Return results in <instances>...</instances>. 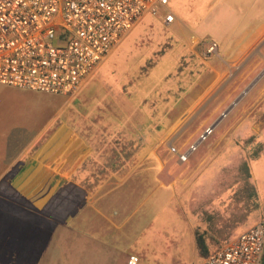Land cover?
<instances>
[{
  "label": "rangeland",
  "instance_id": "374dc122",
  "mask_svg": "<svg viewBox=\"0 0 264 264\" xmlns=\"http://www.w3.org/2000/svg\"><path fill=\"white\" fill-rule=\"evenodd\" d=\"M238 1L170 0L122 37L99 72L107 81L115 72L146 79L157 62H171L176 39L191 47L180 45L176 69L151 87L141 110L127 113L123 156L128 167L139 164L114 215L124 228L105 236L113 249L106 264H124L130 255L140 264H199L197 232L213 251L264 218V33L249 46L245 29L258 16ZM168 12L176 20L167 26ZM195 33L216 41L217 53L204 55L191 42ZM143 59L151 61L143 67ZM92 85L75 100L97 92ZM97 93L103 104L106 93ZM71 98L0 85V153L8 136L15 134L18 148L35 138L33 128L52 120L39 127L44 142L69 115ZM62 192L66 200L68 189ZM105 258L96 255L94 264Z\"/></svg>",
  "mask_w": 264,
  "mask_h": 264
},
{
  "label": "crops",
  "instance_id": "0c3cea01",
  "mask_svg": "<svg viewBox=\"0 0 264 264\" xmlns=\"http://www.w3.org/2000/svg\"><path fill=\"white\" fill-rule=\"evenodd\" d=\"M238 3L239 9L251 10L250 15L258 16L245 29L250 46L256 34L264 33V0ZM191 35V42L200 38L198 33ZM118 44L76 91L64 95L72 97L73 104L51 136L39 144L41 129L33 140L18 148L15 134L3 143L6 150L0 153V264H94L96 255L105 256L106 264L112 255L105 236L124 228L114 215L125 204L124 188L139 164L128 167L122 149L127 139L122 133L128 127L127 113L141 110L143 103L138 93L141 78L115 72V79L107 81L99 75ZM131 81L136 82L133 87ZM91 85V90L106 93L103 104L94 98L97 92L75 100ZM51 121L43 123L45 128ZM89 163L91 166L86 168ZM65 187L66 200L62 195Z\"/></svg>",
  "mask_w": 264,
  "mask_h": 264
},
{
  "label": "built area",
  "instance_id": "2783aa9c",
  "mask_svg": "<svg viewBox=\"0 0 264 264\" xmlns=\"http://www.w3.org/2000/svg\"><path fill=\"white\" fill-rule=\"evenodd\" d=\"M168 2L0 0V85L70 95L138 21L159 15ZM163 18L175 20L170 12ZM193 40L204 55L219 49L216 41ZM126 264L140 259L130 255ZM199 264H264V218Z\"/></svg>",
  "mask_w": 264,
  "mask_h": 264
},
{
  "label": "trees",
  "instance_id": "16d2710c",
  "mask_svg": "<svg viewBox=\"0 0 264 264\" xmlns=\"http://www.w3.org/2000/svg\"><path fill=\"white\" fill-rule=\"evenodd\" d=\"M180 45H181L180 42H176L175 41V45H174L175 48H174V52L172 54V60H170L171 62H169L167 64V66H161L160 65L161 63L157 62V64L154 65V67H156V71H154V73H152V72L150 73V74H152V77H151V75H149L148 78H146V79L143 78L142 79L143 82L141 80L143 87H144V82H145V85H146L145 88H144L145 89V95L142 96L143 102H144L146 97L148 98L150 96V93L152 92L151 91V87H155L156 83L158 84V86H161L162 85L161 83L165 82V80L168 78L169 73L176 69V66H177V63H178L176 57H179V56L181 57L180 52H181L182 49H180ZM150 61H151V59H149L148 61L144 60V62L141 61L143 63L142 66L144 67V65L150 63ZM158 66H159V69L157 70ZM138 67H139V65H138ZM31 92H34V91H31ZM43 123H44V121L41 122L40 125H42ZM40 125H38L37 127L33 128L35 130L32 131V136H34V134L39 131ZM196 243H197V248H198L199 254L203 258H206L212 252L215 251V250H213V251L210 250L206 239L204 238L203 235L199 234L198 232L196 233Z\"/></svg>",
  "mask_w": 264,
  "mask_h": 264
},
{
  "label": "water",
  "instance_id": "95a60500",
  "mask_svg": "<svg viewBox=\"0 0 264 264\" xmlns=\"http://www.w3.org/2000/svg\"><path fill=\"white\" fill-rule=\"evenodd\" d=\"M236 103V102H235Z\"/></svg>",
  "mask_w": 264,
  "mask_h": 264
}]
</instances>
